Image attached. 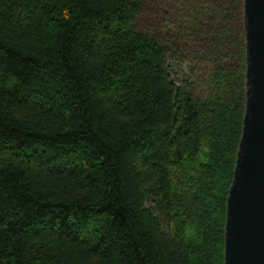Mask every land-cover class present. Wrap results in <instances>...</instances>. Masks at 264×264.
I'll return each instance as SVG.
<instances>
[{
    "label": "trees",
    "instance_id": "1",
    "mask_svg": "<svg viewBox=\"0 0 264 264\" xmlns=\"http://www.w3.org/2000/svg\"><path fill=\"white\" fill-rule=\"evenodd\" d=\"M245 71L243 0H0V264H223Z\"/></svg>",
    "mask_w": 264,
    "mask_h": 264
},
{
    "label": "water",
    "instance_id": "2",
    "mask_svg": "<svg viewBox=\"0 0 264 264\" xmlns=\"http://www.w3.org/2000/svg\"><path fill=\"white\" fill-rule=\"evenodd\" d=\"M245 108L226 200L223 264H264V0H243Z\"/></svg>",
    "mask_w": 264,
    "mask_h": 264
},
{
    "label": "rangeland",
    "instance_id": "3",
    "mask_svg": "<svg viewBox=\"0 0 264 264\" xmlns=\"http://www.w3.org/2000/svg\"><path fill=\"white\" fill-rule=\"evenodd\" d=\"M145 18V17H144ZM144 18H142V19H144Z\"/></svg>",
    "mask_w": 264,
    "mask_h": 264
}]
</instances>
